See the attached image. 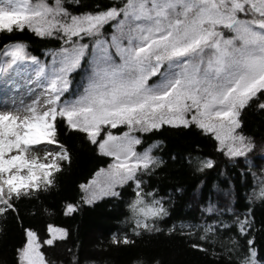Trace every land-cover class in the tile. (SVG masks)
Instances as JSON below:
<instances>
[{"label":"snow or ice","instance_id":"1","mask_svg":"<svg viewBox=\"0 0 264 264\" xmlns=\"http://www.w3.org/2000/svg\"><path fill=\"white\" fill-rule=\"evenodd\" d=\"M67 2L80 4L0 0V31L27 28L38 37L62 42L50 50V63L30 56L24 43L5 52L8 67L21 61L36 65V76L47 87L43 108L38 98L23 116L0 114V219H20L19 202L51 192L57 174L71 165L72 154L57 137L59 119L112 159L93 180L80 185L83 203L118 198L117 188L133 187L135 196L128 202L131 234L114 235L111 245L131 248L138 238L178 234L193 250L206 254L205 244L219 243L227 264H264L257 258L254 238H249L247 215L226 224L212 203L203 213L215 223L189 221L165 233L159 222L169 215L168 208L163 197L145 191L144 180L164 164L154 154L160 142L137 150L144 143L142 134L165 125L210 133L229 157H246L255 149V138L244 132V116L250 109L264 113V0H119L115 6H97L78 15L65 7ZM120 126L127 130L114 134L112 129ZM41 144L57 148L44 162L26 157L30 146ZM189 164L200 172L214 167L213 160L201 157ZM255 198L264 201V181ZM76 211L75 204L66 205L65 214ZM233 226H238V236L220 240L221 228L230 231ZM23 231L25 239L14 249L15 264H51L37 233ZM48 233L43 241L48 246L67 236L65 229L51 225ZM132 264L162 262L144 253Z\"/></svg>","mask_w":264,"mask_h":264},{"label":"trees","instance_id":"2","mask_svg":"<svg viewBox=\"0 0 264 264\" xmlns=\"http://www.w3.org/2000/svg\"><path fill=\"white\" fill-rule=\"evenodd\" d=\"M48 2L52 3V0ZM118 2L80 0L79 5L67 2L65 7L78 15L94 11L97 6H115ZM16 43L27 45L29 55L48 61L50 50L58 49L62 42L38 37L27 28L11 33L0 31V65L5 52ZM73 77L75 81L80 79L78 74ZM244 122L245 134L254 137L256 145L246 157H229L226 151L220 150L219 142L210 133L196 128L178 131L167 125L154 133L142 134L144 143L137 146V150L143 151L148 144L160 142L154 154L161 157L164 164L144 180L145 191L157 193V198L163 197L168 208L169 215L159 222L165 233L173 225L179 228L181 223L189 221L215 223L203 213L212 203L217 206L218 213H223L219 218L226 224L232 225L237 216L247 215L251 221L249 238H254L257 258L264 261V201L255 198V192L264 181V113L250 109ZM125 130L122 126L112 132L121 134ZM57 137L72 154V163L57 174L56 187L51 192H41L19 202L20 219L15 215L0 219L3 229L0 232V264H15L14 249L25 239L24 228L37 233L41 251L51 264H132L144 253L158 257L162 264H227L228 256L219 243L205 244L209 247L206 254L193 250L187 238L178 234L138 238L136 247L131 248L117 249L111 245L114 235L131 234L128 202L134 199L133 187L119 188L118 198L109 196L93 204L83 203L80 185L91 181L112 159L101 155L84 134L70 130L66 122L59 119ZM196 157L213 160L214 167L197 171L189 164L190 159L194 161ZM226 192L230 195L225 196ZM69 203L75 204L77 211L65 214ZM49 225L67 232L66 238L56 241L55 246L43 243L49 238ZM229 236H238V226H233L230 231L221 228L219 239L226 241Z\"/></svg>","mask_w":264,"mask_h":264},{"label":"rangeland","instance_id":"3","mask_svg":"<svg viewBox=\"0 0 264 264\" xmlns=\"http://www.w3.org/2000/svg\"><path fill=\"white\" fill-rule=\"evenodd\" d=\"M9 59L10 57L5 55L4 60L0 65V114L11 113L13 115L23 116L25 114L24 109L28 105H31L33 101H35L38 98L41 99V108H43L44 107L43 95L47 85L42 78L40 79L37 78L35 72L36 65H33L30 61H21L15 65H12L11 67H8ZM39 61L41 63H50L51 56L48 61H41V60ZM75 89H76V85L74 84L73 90ZM221 147L222 146L220 145V148ZM56 148H57L56 145H46V144L30 146V150L26 153V157L36 158L39 160V162H44L46 154L49 151H55ZM224 151H226V149H224ZM25 174H26V170H25ZM100 179H102V177ZM118 189L119 188H117V190ZM84 195L85 193L83 192V197ZM105 197H109V196H104L100 199H97L95 202ZM55 228H59V227H55Z\"/></svg>","mask_w":264,"mask_h":264}]
</instances>
